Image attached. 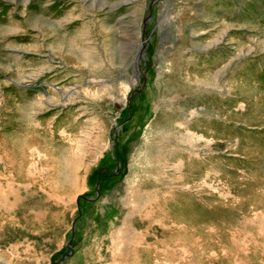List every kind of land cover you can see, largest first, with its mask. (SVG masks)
Returning <instances> with one entry per match:
<instances>
[{"label":"rangeland","instance_id":"rangeland-1","mask_svg":"<svg viewBox=\"0 0 264 264\" xmlns=\"http://www.w3.org/2000/svg\"><path fill=\"white\" fill-rule=\"evenodd\" d=\"M1 151L0 264H264V0H0Z\"/></svg>","mask_w":264,"mask_h":264},{"label":"bare ground","instance_id":"bare-ground-1","mask_svg":"<svg viewBox=\"0 0 264 264\" xmlns=\"http://www.w3.org/2000/svg\"><path fill=\"white\" fill-rule=\"evenodd\" d=\"M39 150V149H38ZM19 153V152H18ZM17 153V154H18ZM13 155V154H12ZM15 155V154H14ZM19 155H20V153H19ZM18 155V156H19ZM15 156H17V155H15ZM17 156V157H18ZM27 155H24L23 156V154L22 155H20L19 156V162H18V164H23L25 161H26V157ZM12 160H13V158H12ZM13 162V161H12ZM10 164H11V159L9 158V157H7V155L5 154V152H0V209H2L3 207H4V200L5 201H8V206L9 207H13V206H15V204H17L18 203V201H20V197L21 196H19L20 194H18V190H17V188L16 187H14L15 186V184L16 183H14V179H12V178H10V176H8V175H3L5 172L7 173L8 171H7V168H5L6 167V165H9L10 166ZM16 164V163H15ZM21 164V165H22ZM31 164V163H30ZM33 166V165H32ZM4 167V168H3ZM13 167V166H12ZM11 168V167H10ZM9 168V169H10ZM12 171V170H11ZM10 171V172H11ZM15 171V170H14ZM37 171V170H36ZM23 173L26 175V176H29V175H32V171L30 170V168H25V170H23ZM22 173V171L20 170L19 171V175H21V174H23ZM38 173V172H37ZM17 174V173H16ZM17 174V175H18ZM23 174V175H24ZM14 175V174H13ZM19 175L18 176H15V177H19ZM33 176V175H32ZM31 176V177H32ZM19 180V182H21V181H23L20 177L18 178ZM39 182V181H38ZM21 185H23V188H24V190L26 191V192H28L29 191V194H34L35 196H40L41 198H44V199H47V200H50V199H52V196L49 194V192L44 188V187H42V184H40V182L39 183H37V181H32V183L30 184V183H27V182H24L23 184H21ZM18 186V185H17ZM20 186V185H19ZM31 191V192H30ZM25 194H27V193H25ZM9 198H11V200H8ZM15 208H16V206H15ZM13 212V211H12ZM5 213V212H4ZM8 214V213H7ZM18 216V215H17ZM13 217V216H12ZM26 218V217H25ZM37 218H39V217H37ZM10 219V218H9ZM12 219V218H11ZM6 220V219H5ZM5 220H3L2 219V216H1V214H0V229H2L3 228V226L5 227V225H7V220L5 221ZM13 220V219H12ZM26 220H27V218H26ZM24 224V223H23ZM20 226V225H19ZM7 227V226H6ZM22 227V226H21ZM5 229V228H4ZM14 231V230H13ZM16 231V230H15ZM20 231H18V233H19ZM11 233V232H10ZM8 234V233H7ZM20 235V234H19ZM6 238H7V236H6ZM25 240V239H24ZM28 243V242H27ZM170 247V246H169ZM171 248V247H170ZM182 250V252L183 253H185L184 255H186L187 254V252H186V250L185 249H181ZM168 252V251H167Z\"/></svg>","mask_w":264,"mask_h":264},{"label":"water","instance_id":"water-1","mask_svg":"<svg viewBox=\"0 0 264 264\" xmlns=\"http://www.w3.org/2000/svg\"><path fill=\"white\" fill-rule=\"evenodd\" d=\"M142 54H143V46L139 49V51L137 52V55H136L135 67H136V73L137 74H139V73L142 74V72L139 69ZM137 91H139V90H136V92ZM128 102H130V98H129Z\"/></svg>","mask_w":264,"mask_h":264}]
</instances>
